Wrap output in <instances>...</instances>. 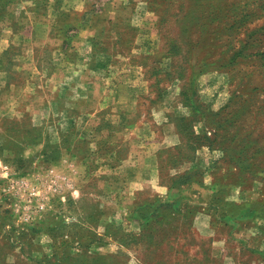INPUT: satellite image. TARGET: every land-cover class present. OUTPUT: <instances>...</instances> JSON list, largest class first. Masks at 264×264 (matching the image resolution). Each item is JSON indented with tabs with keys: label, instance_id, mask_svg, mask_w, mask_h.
Masks as SVG:
<instances>
[{
	"label": "rangeland",
	"instance_id": "1",
	"mask_svg": "<svg viewBox=\"0 0 264 264\" xmlns=\"http://www.w3.org/2000/svg\"><path fill=\"white\" fill-rule=\"evenodd\" d=\"M0 264H264V0H0Z\"/></svg>",
	"mask_w": 264,
	"mask_h": 264
},
{
	"label": "crops",
	"instance_id": "2",
	"mask_svg": "<svg viewBox=\"0 0 264 264\" xmlns=\"http://www.w3.org/2000/svg\"><path fill=\"white\" fill-rule=\"evenodd\" d=\"M83 5L84 2L82 1ZM107 5H110V2L106 3ZM107 9V7H106ZM81 13L84 12V10H80ZM81 15V14H80ZM13 17H15L13 15ZM3 24V23H2ZM11 25V26H10ZM8 26L11 27V29L9 30L10 33L7 34V38L4 40V42L6 43V45L3 47V50L8 49V48H13V44L18 45V47H20L17 51H19V54H21L23 59H26V57L28 58L27 60L30 61V64H34L35 68L37 66V62L35 57H28L27 55L34 54L35 50L37 49V46L40 45L41 43H47L49 42L50 37L53 36V32L51 30V28L49 27L47 30H34L32 27L30 28H26L22 27L21 31H18L19 29H17V20L16 18L13 19L12 23H9ZM96 30V29H94ZM91 32V31H90ZM88 30L85 29L83 26H81L80 30L78 31V34L76 35V37L79 39L78 41L81 42L83 41L84 37L87 40L88 36L87 35H92L91 33L88 34ZM56 36V35H55ZM43 38L42 41L39 42L37 41L39 38ZM29 46V47H27ZM60 67H67L69 68V64L65 61L62 60L61 57L58 56V61L56 62ZM30 81V80H29ZM30 85L34 86V83L31 82ZM12 103V102H11ZM6 109V108H4ZM39 111V110H37Z\"/></svg>",
	"mask_w": 264,
	"mask_h": 264
}]
</instances>
